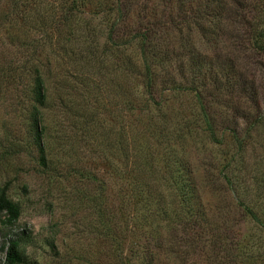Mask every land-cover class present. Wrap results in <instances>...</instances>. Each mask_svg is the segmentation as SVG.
Returning <instances> with one entry per match:
<instances>
[{
    "label": "rangeland",
    "instance_id": "1",
    "mask_svg": "<svg viewBox=\"0 0 264 264\" xmlns=\"http://www.w3.org/2000/svg\"><path fill=\"white\" fill-rule=\"evenodd\" d=\"M133 2L144 16L156 8L162 13L159 1ZM155 19L158 25L163 17ZM173 22L174 30L164 32L173 52L164 68L174 71L186 53L231 59L264 97V53L247 43L245 22L222 20L215 48H179L184 39ZM75 24L73 35L61 25L51 43L32 51L31 61H17L39 65L45 77V164L29 129L28 75L0 94V186L21 208L10 228L0 222V261L5 233L25 230L24 264H141L143 255L152 256V264H264V224L242 205L246 200L264 220V124L240 131L242 150L220 125L217 140L210 138L188 87L201 88L199 81L176 87L178 74L174 79L152 60L157 78L148 87L139 41L117 46L125 38L118 27L108 40L109 24L100 14L83 12ZM191 37L208 45L196 31ZM5 49L13 51L0 58L8 64L17 51L33 48ZM206 91L210 100L212 87ZM179 164L192 170L196 214L186 212L177 195L175 176L185 178ZM150 210L155 215L146 219Z\"/></svg>",
    "mask_w": 264,
    "mask_h": 264
},
{
    "label": "trees",
    "instance_id": "2",
    "mask_svg": "<svg viewBox=\"0 0 264 264\" xmlns=\"http://www.w3.org/2000/svg\"><path fill=\"white\" fill-rule=\"evenodd\" d=\"M156 1L161 3L162 13L156 8V10H148L147 15L144 16L141 14L140 7H137V10L132 7L133 0H0V58H4V55L9 53L13 54V51L5 48H33L32 50L25 49L23 52L17 51L19 53L14 56L18 59L11 58L8 64L0 61V94L13 89L12 86L15 83L13 80L19 78V75L23 73L28 75L27 118L33 137L32 143L37 147L39 160L42 164H45L42 138L44 126L41 123V108L45 106L47 98L45 77L39 65H20L17 61L25 56L30 57L28 60L31 61L35 55L34 49L44 48L45 45L51 43L53 32L59 30L61 25H67L68 30L65 34L73 35L77 29L75 20L79 19L83 12L92 15L100 14L106 19L109 24L108 40L112 39L115 30L117 32L122 28L121 34L125 35V38L114 42L117 46L125 45L126 47L134 41H139L143 65L141 74L146 86H152L157 78L152 60L158 61V66L162 68L159 70L165 71L170 76L174 75L173 72L178 74L177 76L180 78H178L179 84L175 85L176 87L180 85V81L185 85L199 81L201 88H199L200 86L188 87L196 93L203 111L202 118L205 129H207L210 138H217L214 135L220 125L223 130L233 136L237 150H242L245 147V140L240 133L243 130V134L249 133L258 125L264 124V97H261L254 81L246 78L245 72L238 67L235 61L226 59L224 62H214L201 53H197V56L194 53H186L183 62L174 71L164 68V65L171 59L169 57L173 54L167 49L170 42H165L164 32H168L170 26L174 30L173 21L175 20L180 23L177 26V31L184 39L179 43V48H203V46L204 48H215L219 35L222 34V20L230 21L232 24L239 20V22H245L247 43L251 45V48L264 53V0ZM159 13L163 20L161 22L159 20L157 25L155 18ZM165 17L167 20L164 19ZM169 21L172 22L169 23ZM154 24L155 27L158 26L159 30L154 28ZM242 25L244 26V23ZM140 28L145 29L142 32ZM135 30L141 32L135 33ZM193 31L201 34L204 38L208 37V45L204 44V41L200 45L197 44L191 37ZM171 48H176V46ZM176 75L173 76L174 79ZM209 87H212L213 91L209 93L210 100H205L206 89ZM236 97L241 99L240 105L234 102L233 99ZM218 105L223 111L216 109ZM179 168L184 171L185 178L181 177L180 173L175 176L174 184L177 195L183 200L185 211H192V214H196L197 187L192 170H186L183 164H179ZM226 181L231 186V190L235 191L237 184H234L231 178H227ZM145 200L149 202L151 198L146 196ZM245 201L242 202V205L246 210L256 221L264 224L261 216ZM159 210V212L171 211V209L161 207ZM20 212L18 201L11 199L5 188L0 186L1 229L6 226L10 228L19 217ZM154 215L155 212L150 210L144 217L146 219L153 218ZM24 231L8 234V230L5 233V236H9L2 244L4 257L0 264H24L27 261L26 242L30 235ZM152 263V256L147 258L143 255L141 264Z\"/></svg>",
    "mask_w": 264,
    "mask_h": 264
}]
</instances>
